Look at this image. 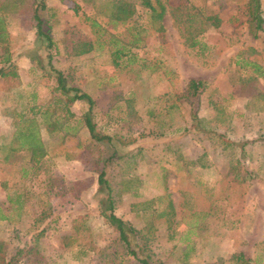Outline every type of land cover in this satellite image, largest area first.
<instances>
[{"label": "rangeland", "instance_id": "obj_1", "mask_svg": "<svg viewBox=\"0 0 264 264\" xmlns=\"http://www.w3.org/2000/svg\"><path fill=\"white\" fill-rule=\"evenodd\" d=\"M73 1L76 14L72 0H44L57 49L50 58L34 35L29 0H8L2 13L18 75L0 78V207L7 216L0 245L7 255L31 247L27 260L10 264H138L115 243L116 253L107 254L115 229L100 215L104 191L96 175L97 158L111 148L125 156L105 166L112 211L132 228L127 237L135 251L141 246L159 264H236L230 256L237 253L246 264H264V71L249 79L248 68L233 64L237 56L264 70V40L261 32L248 33L246 0H160L162 30L147 33L137 0H129L133 14L124 23L109 22L108 0ZM188 3L220 19L201 34V54L181 43L171 16ZM259 6L264 31V0ZM83 15L107 31L101 47L75 54L78 43L93 40ZM135 31L142 39L130 45ZM109 35L126 45L117 66L110 63ZM50 65L92 98L97 132L130 143L90 142L80 116L86 103L76 100L66 123L73 135L39 127L45 153L36 163L23 150H9L5 111L22 110L30 91L34 102L46 101ZM188 79L204 84L196 96L186 95Z\"/></svg>", "mask_w": 264, "mask_h": 264}, {"label": "trees", "instance_id": "obj_2", "mask_svg": "<svg viewBox=\"0 0 264 264\" xmlns=\"http://www.w3.org/2000/svg\"><path fill=\"white\" fill-rule=\"evenodd\" d=\"M60 3H64L66 0H58ZM12 2V1H11ZM8 0H0V78H17V70L15 65L11 61L9 52L7 51L5 43V30L3 27V14ZM137 4L146 12V33L148 31L159 32L162 30V17L165 12V5L160 0H137ZM30 18L32 20V27L34 35L37 39L43 42L47 51L48 58L51 57L49 52L56 53L57 49L50 36V24L48 23L49 15L45 6L44 0H29ZM72 13L76 14L79 5L72 0L70 7ZM182 9V12H180ZM107 19L110 23L120 22L124 23L133 14V3L129 0H108L107 6ZM179 14H171L173 22L175 24L178 36L181 38V43L188 49H193L197 54H201L206 45L201 41V34L208 28H216L219 26L220 19L215 14H204L202 10L192 4H183L180 7L174 8ZM246 22L248 33L253 38L258 37V32H261V39L264 40V31L262 27L263 18L261 16V10L259 6V0H246ZM42 11L45 14H42ZM83 19L87 22L90 32L93 36V40H87L77 44V49H73V53L80 54L89 51L93 46L101 47V35L107 30L96 19L83 15ZM228 18L227 20H229ZM142 31L145 27L141 28ZM136 32V31H135ZM132 33L133 39L129 41V44L141 41V37L138 33ZM108 44L110 49L108 55L110 63L113 66H117L118 59L124 52L125 43H120L114 35H109ZM233 64L239 67H246L249 70L248 78L254 79L263 73V68L253 60H246L234 57ZM52 75L47 76L50 78V85L48 87L49 96L42 104L34 102L36 97L34 91L28 93V103L22 110H16L13 108L6 109V115L10 117V125L12 127L9 150H23L28 154V160L36 163L45 153L44 142L39 135V127H43L47 133L57 134L60 137L64 135H73L74 129L72 126L66 123L74 117V114L70 111V105L76 100H83L86 103V110L80 115L83 126L86 129L87 136L92 143L103 142L111 148V140L116 139L120 144L127 145L130 141H122L120 137L116 135H110L107 133L97 132L94 128V123L91 121L90 114L93 105L92 98L81 91L77 86L68 83L66 75L60 70L53 68L50 65ZM29 72L35 74L32 69ZM203 82L194 79H188L186 82V95L196 96L198 89L203 87ZM191 118L195 119V114H191ZM198 123V121H196ZM92 143L90 145H92ZM125 156L117 155L111 148L108 154H103L97 158L99 162V170L96 175V183L99 189L104 191V198L99 200L98 207L100 215L115 229V235L112 239V246L107 251V254L113 256L117 249L114 243L119 247L118 251L123 254L130 255L135 259L138 264H159L155 259H152L151 255L146 250L143 251L141 246H137L135 251L128 240L127 234L131 233L132 228L119 217L113 214L114 199L112 196V188L108 179L105 177V166L111 164L114 160L123 159ZM248 174V173H246ZM247 176V175H246ZM134 189V188H133ZM8 204L11 202L17 203V207L20 206L19 202L14 199H8ZM168 213L171 215L173 208L170 201L166 203ZM7 216L3 209L0 207V220H6ZM31 250V247L26 249L17 248L14 249L8 255L5 252L3 246L0 245V264H10L15 261L27 260V256ZM145 250V249H144ZM140 251V254L138 253ZM189 248L187 247L183 251V258H186ZM101 253L104 251L101 250ZM104 256H106L104 254ZM230 260L236 264H246L248 261L242 257L240 253L230 256Z\"/></svg>", "mask_w": 264, "mask_h": 264}]
</instances>
